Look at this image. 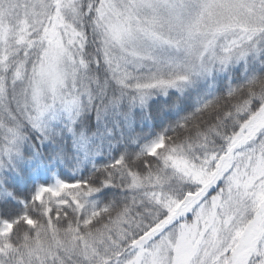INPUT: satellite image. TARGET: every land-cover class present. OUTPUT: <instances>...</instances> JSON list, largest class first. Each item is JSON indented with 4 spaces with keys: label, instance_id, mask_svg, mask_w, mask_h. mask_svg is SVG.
<instances>
[{
    "label": "snow or ice",
    "instance_id": "snow-or-ice-1",
    "mask_svg": "<svg viewBox=\"0 0 264 264\" xmlns=\"http://www.w3.org/2000/svg\"><path fill=\"white\" fill-rule=\"evenodd\" d=\"M0 264H264V0H0Z\"/></svg>",
    "mask_w": 264,
    "mask_h": 264
}]
</instances>
